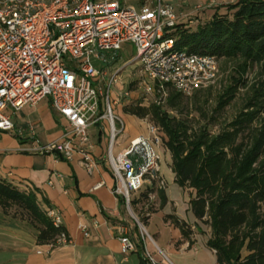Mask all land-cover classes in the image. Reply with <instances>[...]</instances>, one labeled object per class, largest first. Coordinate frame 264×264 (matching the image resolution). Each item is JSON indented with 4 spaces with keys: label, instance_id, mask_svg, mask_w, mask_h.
Listing matches in <instances>:
<instances>
[{
    "label": "built area",
    "instance_id": "built-area-1",
    "mask_svg": "<svg viewBox=\"0 0 264 264\" xmlns=\"http://www.w3.org/2000/svg\"><path fill=\"white\" fill-rule=\"evenodd\" d=\"M178 24L173 5L165 0H144L141 6L126 0H0V130H15L6 110L15 113L48 99L68 120V127L62 138L46 144L36 141L33 150L67 160L80 155L84 168L93 174L101 160L94 155L90 128L99 126L108 134L104 159L115 180L113 193L124 200L141 229L151 264H164L166 259L161 249L153 253L148 248L155 241L144 217L152 215V206L146 202L136 212L132 200L146 184L152 189L167 187L160 175V129L147 116L143 121L148 134L130 139L117 150L126 123L114 111L120 99L112 101L111 93L132 63L139 67L137 90L118 94L133 96L142 105H165L172 89L189 96L216 82L218 58L177 48L172 33ZM126 43L136 47L137 55L118 66V52ZM102 185L99 182L94 189ZM149 197L154 199L156 193L150 192ZM48 216L62 228L55 245L69 243L61 210L52 206ZM80 227L88 236L87 225ZM120 240L124 252L136 249L128 235L122 234Z\"/></svg>",
    "mask_w": 264,
    "mask_h": 264
},
{
    "label": "trees",
    "instance_id": "trees-1",
    "mask_svg": "<svg viewBox=\"0 0 264 264\" xmlns=\"http://www.w3.org/2000/svg\"><path fill=\"white\" fill-rule=\"evenodd\" d=\"M230 8L231 14L215 13L196 29L179 23L172 33L177 48L235 62L237 74L214 109H206L198 98L210 85L191 96L172 89L165 105L136 102L126 104L124 112L140 119L149 116L159 127L175 182L196 192L192 211L211 229L207 245L215 250L218 264H264V0H238ZM254 67L259 81L248 87L245 75ZM242 87H248L242 110L221 121ZM158 192L162 207L168 199L164 189ZM40 195L33 185L0 178V209L33 225L39 243L55 245L62 228L54 226L48 216L52 206ZM144 203L132 200L133 206ZM165 220L192 245L191 224L176 214ZM140 264H151L145 254Z\"/></svg>",
    "mask_w": 264,
    "mask_h": 264
},
{
    "label": "crops",
    "instance_id": "crops-1",
    "mask_svg": "<svg viewBox=\"0 0 264 264\" xmlns=\"http://www.w3.org/2000/svg\"><path fill=\"white\" fill-rule=\"evenodd\" d=\"M133 67L137 68V64ZM120 84L119 89L124 82ZM117 98L118 94H114V99ZM124 106L117 102L115 112L125 123L126 118L139 119L145 130L120 142L117 150L130 139L148 134L143 119L125 113ZM6 112L12 115L15 130H0V178L37 187L41 198L45 197L50 206L61 210L63 227L70 242L54 246L39 243L38 230L33 225L10 217L0 209V264H140L141 254H145L140 246V232L124 203L113 193L115 180L104 159L108 134L99 131L97 141L90 131L94 155L101 162L97 170L89 174L80 155L67 160L33 150L36 141L46 144L62 138L68 127V120L53 109L48 99L26 105L15 113L10 109ZM163 155L167 157V168H163L160 161V175L167 184L164 190L168 201L162 207L160 202H155L156 212L146 222L148 230L153 216L159 215L160 226L152 236L155 244H148L149 250L156 253L157 248L161 249L166 256L164 264H218L215 250L207 245L211 229L203 227L192 211L191 199L196 192L175 182L171 155L169 152ZM50 180L53 184H49ZM99 182L103 185L94 189ZM169 214H176L191 224L194 231L192 245L178 227L165 220ZM81 224L87 225L88 236ZM122 234L135 242L134 251H123ZM157 258L164 260L159 255Z\"/></svg>",
    "mask_w": 264,
    "mask_h": 264
},
{
    "label": "rangeland",
    "instance_id": "rangeland-1",
    "mask_svg": "<svg viewBox=\"0 0 264 264\" xmlns=\"http://www.w3.org/2000/svg\"><path fill=\"white\" fill-rule=\"evenodd\" d=\"M121 2H124V0H120ZM127 3L130 4H136L141 6L144 0H126ZM166 1V0H165ZM238 0H167V2H170L173 5L174 11L177 13L179 18V23L184 24L188 26L190 29H196L197 26L200 24H204L205 22L209 21L212 16L215 13L219 14H231V6L235 4ZM137 55L136 47H134L131 43H126L123 46V49L118 52V65L122 66L124 62L131 60L135 58ZM135 63L127 65L124 70L121 73V79L118 84L114 86V90L111 93V99L114 100V94H118V90H122L123 88L129 92H134L137 90L138 86V73H139V67H133ZM219 68H220V74L216 80V82L212 85L210 91H200L201 93L198 94V98L201 99L202 103L206 107V109H214L217 104V98L220 97L227 87L232 83L233 76L237 74L235 62L229 61L226 62L225 59L219 60ZM245 78L247 80L248 87L256 82L259 81V75L257 74V68H251L245 75ZM121 81L124 82L123 87H121ZM248 87H242L239 89L238 94L236 98L231 102L230 105L226 107V109L223 111L221 116V121L223 120H230L232 119L237 113L242 110L244 103L246 102V98L248 95ZM123 89V90H124ZM132 96V95H131ZM191 96V95H189ZM118 97L120 99L119 103L123 104H131L138 102L135 97L125 96V95H119ZM208 100V102L206 101ZM192 106L190 105V108H184V111H187V109H191ZM115 111V110H114ZM195 113V112H193ZM117 114V112H116ZM196 116L197 113H195ZM264 115V113H263ZM144 119V118H143ZM149 121L151 119L149 118ZM153 122V121H151ZM126 124L127 129L119 134L118 140L119 142H125L127 139H129L130 136L134 135L136 132L144 131V125L141 123L139 119H131L126 118ZM218 128V125L214 128L216 130ZM90 131L95 134V139L98 141L99 137V126H94L90 128ZM93 137V135H92ZM167 149V147L164 145V142L162 140L161 145L159 147V153H160V161L163 166V168H167V163L165 155L163 154H169L171 155L170 151ZM155 186V184H154ZM187 189V188H185ZM158 188H151L149 184H146L141 191L135 193L133 195V198L137 199L138 202H150L152 206V211L155 212L157 209V206L154 205L155 202H160L159 192ZM188 193H190L189 190H187ZM154 192L156 193V197L154 199H151L149 197V193ZM133 209L136 212H139V205H135ZM134 222V226H137L136 222ZM203 227H209L208 224L202 222ZM160 224H159V215H154L150 226H149V233L154 236L156 234V230H158ZM146 229L147 226L145 225ZM139 232H141V229H138ZM140 236V235H139ZM140 243L143 244V241L141 237H139ZM150 247V245H149Z\"/></svg>",
    "mask_w": 264,
    "mask_h": 264
}]
</instances>
